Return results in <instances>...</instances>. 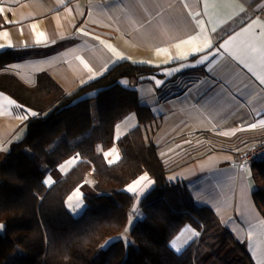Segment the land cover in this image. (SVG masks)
Here are the masks:
<instances>
[{
  "label": "crops",
  "instance_id": "obj_1",
  "mask_svg": "<svg viewBox=\"0 0 264 264\" xmlns=\"http://www.w3.org/2000/svg\"><path fill=\"white\" fill-rule=\"evenodd\" d=\"M5 58L0 75L34 88L45 73L66 94L119 63L155 68V75L118 84L136 91L156 119L145 132L167 181L184 183L245 244L253 263L264 264V218L252 197L260 181L252 165L237 162L264 139V0H0ZM179 78L188 81L182 90ZM31 113L0 89V157L22 140ZM138 125L134 113L116 123L113 146L97 147L107 164L120 160L118 141ZM84 182L92 186V171ZM153 185L148 175L141 200ZM133 210L139 217L140 208ZM131 227L107 241L128 240Z\"/></svg>",
  "mask_w": 264,
  "mask_h": 264
},
{
  "label": "trees",
  "instance_id": "obj_2",
  "mask_svg": "<svg viewBox=\"0 0 264 264\" xmlns=\"http://www.w3.org/2000/svg\"><path fill=\"white\" fill-rule=\"evenodd\" d=\"M9 61L1 59L0 70ZM155 72L119 63L72 94L45 73L38 75L34 88L0 75V89L36 112L23 125L22 140L0 157V264H254L245 244L234 239L210 208L198 205L184 183L167 181L157 146L145 132L156 119L140 105L136 91L118 84L121 78H148ZM187 82L179 78L177 90ZM92 92L93 98L79 100ZM130 113L139 125L120 138L121 158L109 165L97 147L113 146L116 123ZM71 157L79 162L62 176L58 168ZM252 166L260 181L252 197L264 218V162ZM89 171L92 186L84 182ZM143 173L154 185L140 201V215L128 240L108 242L123 231L129 218H136L131 211L134 198L124 187ZM48 174L55 181L51 187L44 182ZM75 187L82 189L86 205L78 217L65 205ZM185 225L198 236L176 253L169 244Z\"/></svg>",
  "mask_w": 264,
  "mask_h": 264
},
{
  "label": "rangeland",
  "instance_id": "obj_3",
  "mask_svg": "<svg viewBox=\"0 0 264 264\" xmlns=\"http://www.w3.org/2000/svg\"><path fill=\"white\" fill-rule=\"evenodd\" d=\"M75 161H76V157H71V158L67 159L66 161H64L60 165L58 172L60 174H63L62 176L66 175L70 170L67 172H65V170L67 168H70L71 164H74ZM146 175H147L146 177H140V176L137 177L134 181L130 182L128 185H126L124 187V190L126 192L130 193L132 195V197L135 198V200L133 201V205H132V209H134L133 211H135L139 207V204L141 201L140 196L143 192L146 191L145 190V184L147 183L148 174H146ZM44 182H45V184H47L49 186V185L54 183V178L50 174H48V175H46ZM133 186H135L136 190L134 192H129L128 189L130 187H133ZM147 190H148L147 192L150 191V189H147ZM65 205L73 217H78L83 213L86 205H85V202L83 199V192H82V189L80 187H75L69 193V195L67 196V198L65 200ZM36 206H37V202H35V204H34V209L32 211L33 215L36 214ZM132 214H133V212H132ZM137 218H138V216L136 218H129V220L127 222V226H126L127 231L129 229V226H132ZM2 232H3L2 231V225L0 224V234H2ZM197 235H198V233L196 232V230L191 225H185L180 230V232L173 238V240L170 242L169 246L174 252L180 253L185 249L186 246H188L197 237ZM125 239H126V237H125Z\"/></svg>",
  "mask_w": 264,
  "mask_h": 264
},
{
  "label": "built area",
  "instance_id": "obj_4",
  "mask_svg": "<svg viewBox=\"0 0 264 264\" xmlns=\"http://www.w3.org/2000/svg\"><path fill=\"white\" fill-rule=\"evenodd\" d=\"M240 166H249L264 162V139L237 156Z\"/></svg>",
  "mask_w": 264,
  "mask_h": 264
},
{
  "label": "snow or ice",
  "instance_id": "obj_5",
  "mask_svg": "<svg viewBox=\"0 0 264 264\" xmlns=\"http://www.w3.org/2000/svg\"><path fill=\"white\" fill-rule=\"evenodd\" d=\"M27 115V114H26ZM31 115H36V113H31ZM136 189H135V186H133V187H130L129 189H128V191L129 192H134Z\"/></svg>",
  "mask_w": 264,
  "mask_h": 264
}]
</instances>
